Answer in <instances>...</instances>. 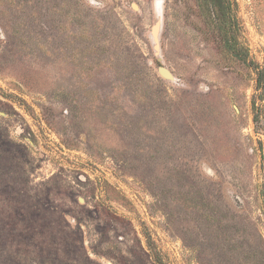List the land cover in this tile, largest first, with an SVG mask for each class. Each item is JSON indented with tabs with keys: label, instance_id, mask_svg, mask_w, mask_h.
<instances>
[{
	"label": "rangeland",
	"instance_id": "1",
	"mask_svg": "<svg viewBox=\"0 0 264 264\" xmlns=\"http://www.w3.org/2000/svg\"><path fill=\"white\" fill-rule=\"evenodd\" d=\"M235 1L246 61L201 0H0V264H264V0Z\"/></svg>",
	"mask_w": 264,
	"mask_h": 264
},
{
	"label": "trees",
	"instance_id": "2",
	"mask_svg": "<svg viewBox=\"0 0 264 264\" xmlns=\"http://www.w3.org/2000/svg\"><path fill=\"white\" fill-rule=\"evenodd\" d=\"M201 7L203 8V17L206 19V24L214 26L219 32V41L224 44L227 51L232 54L235 59L246 61L247 54L241 50L238 41V21L234 16V11L237 6L235 0H201ZM259 88L264 89V82L261 75L258 78ZM148 244L153 251V242L148 238ZM155 260L158 258L153 254Z\"/></svg>",
	"mask_w": 264,
	"mask_h": 264
},
{
	"label": "water",
	"instance_id": "3",
	"mask_svg": "<svg viewBox=\"0 0 264 264\" xmlns=\"http://www.w3.org/2000/svg\"><path fill=\"white\" fill-rule=\"evenodd\" d=\"M133 7L136 9L137 6L136 5H133ZM158 28H159V24H157V26H155L154 30H153V34L154 36L156 37L157 36V31H158ZM155 32V33H154ZM159 73L161 74V76H163L165 79L169 80V81H175L176 78L174 76V74L172 73L171 70H169L168 68L164 67V66H161L159 67L158 69Z\"/></svg>",
	"mask_w": 264,
	"mask_h": 264
},
{
	"label": "bare ground",
	"instance_id": "4",
	"mask_svg": "<svg viewBox=\"0 0 264 264\" xmlns=\"http://www.w3.org/2000/svg\"><path fill=\"white\" fill-rule=\"evenodd\" d=\"M155 33V32H154Z\"/></svg>",
	"mask_w": 264,
	"mask_h": 264
}]
</instances>
